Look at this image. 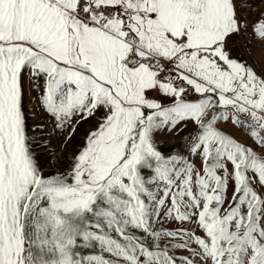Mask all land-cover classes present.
<instances>
[{
    "label": "snow or ice",
    "instance_id": "1",
    "mask_svg": "<svg viewBox=\"0 0 264 264\" xmlns=\"http://www.w3.org/2000/svg\"><path fill=\"white\" fill-rule=\"evenodd\" d=\"M252 44L264 0H0V264H264Z\"/></svg>",
    "mask_w": 264,
    "mask_h": 264
},
{
    "label": "rangeland",
    "instance_id": "2",
    "mask_svg": "<svg viewBox=\"0 0 264 264\" xmlns=\"http://www.w3.org/2000/svg\"><path fill=\"white\" fill-rule=\"evenodd\" d=\"M251 30V28H249ZM252 33V31H251ZM237 40V39H236ZM235 40V47L233 48L232 55L233 56H239L238 54V48L236 45ZM229 46H232V41L229 42ZM252 48L254 51V58L257 60H264V52L260 51L258 46L256 44H252ZM153 95H157L156 93H153ZM30 98V97H29ZM164 102H167V98H161ZM27 103V100H26ZM28 109H32V104L28 103ZM44 120V116L41 113H37L33 115L30 111L29 114V124H32L34 122L38 123L40 121ZM88 125H85L84 127L79 129L78 135L73 138L72 141H69V144L66 148H64L63 151L60 149V142L59 139H54L52 148L55 150V154H45L43 152H40L39 149H37V152L40 154V162L44 166L45 173L57 166L60 167L61 170L66 169L70 164V157L74 154L76 149L80 146V144L83 143V134L88 128ZM229 130H231L229 128ZM187 131V130H186ZM184 136V133H181L180 135H175L174 133H168L164 132L163 134H158L156 139L158 140L160 147L163 151L167 152L170 150H175L182 147V140L181 138ZM237 137L240 139H246L245 136H241L239 133H237ZM251 143V141H248ZM164 227L168 229H176L177 225L173 224L172 222H168L164 225ZM187 253H178V255H186Z\"/></svg>",
    "mask_w": 264,
    "mask_h": 264
},
{
    "label": "built area",
    "instance_id": "3",
    "mask_svg": "<svg viewBox=\"0 0 264 264\" xmlns=\"http://www.w3.org/2000/svg\"><path fill=\"white\" fill-rule=\"evenodd\" d=\"M251 37V30L249 29L248 32L245 33L244 39H237L236 40V45L238 48V54L239 56L243 55V48L245 45V42L248 40V38Z\"/></svg>",
    "mask_w": 264,
    "mask_h": 264
},
{
    "label": "bare ground",
    "instance_id": "4",
    "mask_svg": "<svg viewBox=\"0 0 264 264\" xmlns=\"http://www.w3.org/2000/svg\"><path fill=\"white\" fill-rule=\"evenodd\" d=\"M251 36H252V33H251Z\"/></svg>",
    "mask_w": 264,
    "mask_h": 264
}]
</instances>
